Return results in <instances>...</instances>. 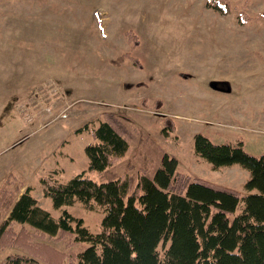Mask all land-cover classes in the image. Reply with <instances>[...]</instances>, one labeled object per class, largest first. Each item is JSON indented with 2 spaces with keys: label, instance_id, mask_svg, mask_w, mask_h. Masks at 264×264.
<instances>
[{
  "label": "rangeland",
  "instance_id": "rangeland-1",
  "mask_svg": "<svg viewBox=\"0 0 264 264\" xmlns=\"http://www.w3.org/2000/svg\"><path fill=\"white\" fill-rule=\"evenodd\" d=\"M206 1L0 0V189L30 187L53 220L66 210L92 234L101 232L103 208L76 201L56 209L43 180L65 184L85 172L134 186L168 154L189 179L246 193L249 172L212 167L194 137L264 155V0H227L226 14ZM108 114L128 150L105 172H90L85 147ZM7 212L0 209V222ZM37 238L67 251L72 237ZM15 254L28 251L0 249V264ZM36 254L57 260L50 250Z\"/></svg>",
  "mask_w": 264,
  "mask_h": 264
},
{
  "label": "trees",
  "instance_id": "trees-1",
  "mask_svg": "<svg viewBox=\"0 0 264 264\" xmlns=\"http://www.w3.org/2000/svg\"><path fill=\"white\" fill-rule=\"evenodd\" d=\"M206 6L224 14L230 9L227 0H207ZM91 136L95 142L85 147L90 172H105L128 150L124 133L110 114ZM194 151L214 168L238 164L246 169L250 174L246 193L202 178L189 179L176 171L178 161L168 154L152 175L139 173L134 186L126 178L97 182L85 172L65 184L43 180V194L56 209L76 201L88 210L95 204L103 208L101 232L92 234L66 210L53 220L31 196L30 187L10 188L6 182L0 189V209H8L0 223V249L21 248L28 254L10 255L4 264H46L36 254L40 249L57 258L51 264H264V155L215 145L202 135L194 137ZM240 202L242 211L234 215ZM39 236L72 238L65 242L68 250L60 251L36 243ZM77 244L88 246L72 251Z\"/></svg>",
  "mask_w": 264,
  "mask_h": 264
},
{
  "label": "crops",
  "instance_id": "crops-1",
  "mask_svg": "<svg viewBox=\"0 0 264 264\" xmlns=\"http://www.w3.org/2000/svg\"><path fill=\"white\" fill-rule=\"evenodd\" d=\"M7 215H8V212L5 213V216L1 219V222L4 221V220L6 219ZM1 222H0V223H1Z\"/></svg>",
  "mask_w": 264,
  "mask_h": 264
}]
</instances>
